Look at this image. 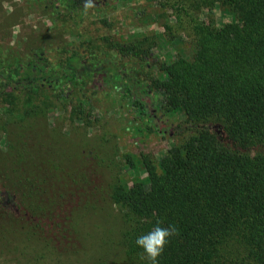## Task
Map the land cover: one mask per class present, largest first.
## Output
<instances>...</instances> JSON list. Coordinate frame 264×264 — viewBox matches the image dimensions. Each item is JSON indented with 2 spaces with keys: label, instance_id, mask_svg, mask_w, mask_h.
Masks as SVG:
<instances>
[{
  "label": "trees",
  "instance_id": "16d2710c",
  "mask_svg": "<svg viewBox=\"0 0 264 264\" xmlns=\"http://www.w3.org/2000/svg\"><path fill=\"white\" fill-rule=\"evenodd\" d=\"M48 2L72 40L31 46L22 56L0 54V104L17 126L7 150L0 148V213L52 221L71 209L65 189L89 184L90 194L120 213L126 264H147L135 241L158 220L179 229L159 264H264V0H166L193 50L159 63L150 62L154 37H92L78 27L90 13L84 0ZM215 6L231 21L198 17ZM99 92L113 94L130 114L123 128L134 143L143 132L179 141L157 163L146 151H123L125 171L97 185L90 177L98 175L95 155L72 163L34 125L59 109L91 126ZM176 112L183 117L169 123L165 115ZM83 206L89 204L74 213Z\"/></svg>",
  "mask_w": 264,
  "mask_h": 264
},
{
  "label": "rangeland",
  "instance_id": "374dc122",
  "mask_svg": "<svg viewBox=\"0 0 264 264\" xmlns=\"http://www.w3.org/2000/svg\"><path fill=\"white\" fill-rule=\"evenodd\" d=\"M165 1L93 0L97 8L88 9V17L78 27L92 37L106 35L110 41H127L134 36L154 37L157 42L150 62H168L177 55H190L191 38L185 30H177L174 10ZM48 5V0H0V54L22 56L31 46L72 40L68 29H63L50 15ZM197 15L200 19L212 17L217 25L231 21V15L217 6L201 8ZM100 19L106 21L101 23ZM167 25H172L175 32ZM112 98L113 94L98 93L90 114L91 126L71 121L67 113L59 109L47 113L34 125L42 138L51 145L53 142V147H62L72 163L77 156L91 158L95 155L99 166L92 165L98 169V175L94 178L90 174V177L97 185H106L117 173L125 171L120 160L123 151L135 154L146 151L157 163L180 137L143 132L140 142L134 143L131 133L123 128L130 114ZM182 117L180 112L165 115L169 123H176ZM12 120L0 104V148L4 151L7 135L17 127L10 124ZM76 185L65 189L63 198L71 209L52 221L20 210H15L11 216L3 214L1 209L0 264H86L95 259L108 264H126L119 243L122 218L118 209L102 195L90 194L89 184L75 188ZM48 198L50 196L46 195L44 199ZM85 202L89 206L79 207L78 213H74V206ZM93 202L95 205L91 204Z\"/></svg>",
  "mask_w": 264,
  "mask_h": 264
},
{
  "label": "clouds",
  "instance_id": "9594fccd",
  "mask_svg": "<svg viewBox=\"0 0 264 264\" xmlns=\"http://www.w3.org/2000/svg\"><path fill=\"white\" fill-rule=\"evenodd\" d=\"M94 6L93 0H84L85 10ZM178 234L179 229L175 224L164 226V222L158 220L148 233L137 237L135 241L137 247L142 249L139 260L146 261L147 264H159V258L163 255L170 239Z\"/></svg>",
  "mask_w": 264,
  "mask_h": 264
}]
</instances>
